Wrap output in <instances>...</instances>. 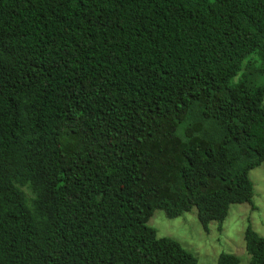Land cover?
Segmentation results:
<instances>
[{
    "label": "trees",
    "instance_id": "trees-1",
    "mask_svg": "<svg viewBox=\"0 0 264 264\" xmlns=\"http://www.w3.org/2000/svg\"><path fill=\"white\" fill-rule=\"evenodd\" d=\"M261 77L264 0H0V264H201L148 222L255 206Z\"/></svg>",
    "mask_w": 264,
    "mask_h": 264
},
{
    "label": "rangeland",
    "instance_id": "rangeland-1",
    "mask_svg": "<svg viewBox=\"0 0 264 264\" xmlns=\"http://www.w3.org/2000/svg\"><path fill=\"white\" fill-rule=\"evenodd\" d=\"M259 82H264V77L259 78ZM250 178L254 184L255 206L232 204L221 230L216 221L205 230L196 208L175 218H169L163 209H156L148 224L156 229L158 236L180 241L201 264H218L222 252L234 253L241 258L242 264H249L244 238L246 227L251 223L264 236V163L250 171Z\"/></svg>",
    "mask_w": 264,
    "mask_h": 264
}]
</instances>
